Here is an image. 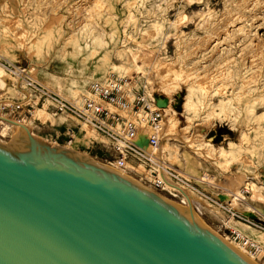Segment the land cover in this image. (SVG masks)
<instances>
[{
    "label": "rangeland",
    "instance_id": "obj_1",
    "mask_svg": "<svg viewBox=\"0 0 264 264\" xmlns=\"http://www.w3.org/2000/svg\"><path fill=\"white\" fill-rule=\"evenodd\" d=\"M130 53L150 62L137 68ZM0 56L71 98L110 73L133 79L156 100L165 98L160 82L171 80L175 127L170 138L163 133L159 152L196 196L202 226L226 233L217 222L224 214L207 196L264 216V0H0ZM0 79L3 89L10 87L3 71ZM23 121L52 146L102 165L114 162L105 139L45 106ZM11 136L8 130L0 144ZM131 167L125 175L149 186L146 168ZM244 187V202L229 203ZM253 234L264 241V234Z\"/></svg>",
    "mask_w": 264,
    "mask_h": 264
},
{
    "label": "water",
    "instance_id": "obj_2",
    "mask_svg": "<svg viewBox=\"0 0 264 264\" xmlns=\"http://www.w3.org/2000/svg\"><path fill=\"white\" fill-rule=\"evenodd\" d=\"M16 126L18 135L0 144V264H252L190 205L181 211Z\"/></svg>",
    "mask_w": 264,
    "mask_h": 264
},
{
    "label": "built area",
    "instance_id": "obj_3",
    "mask_svg": "<svg viewBox=\"0 0 264 264\" xmlns=\"http://www.w3.org/2000/svg\"><path fill=\"white\" fill-rule=\"evenodd\" d=\"M0 69L8 76L11 90L14 89L12 94L10 87L1 89L5 96L0 97V126L13 118L23 120L32 115L35 107L45 106L52 115L68 117L88 128L93 135L105 139L116 155L113 164L121 171L131 172V165L135 164L145 167L149 177L147 182L153 190L165 192L163 169L172 180L185 182L157 155L163 139L164 108L156 106L153 95H147L133 79L110 73L90 81L84 94L71 98L49 89L29 70L1 56ZM67 134L68 144L73 143V131L68 129ZM139 136L144 137L146 145H139ZM210 179L214 180V177ZM207 184L220 190L213 182ZM244 193L245 187L241 190V194ZM207 200L224 214V220L220 222V228L226 231L223 237L243 249L253 261L264 264V241L251 233L264 234V216L254 208L248 215L213 197L207 196ZM238 202H244V196ZM194 209L200 213L198 207ZM231 223H241L251 231L243 233Z\"/></svg>",
    "mask_w": 264,
    "mask_h": 264
},
{
    "label": "bare ground",
    "instance_id": "obj_4",
    "mask_svg": "<svg viewBox=\"0 0 264 264\" xmlns=\"http://www.w3.org/2000/svg\"><path fill=\"white\" fill-rule=\"evenodd\" d=\"M133 18V15L132 13L128 15V19H131ZM226 23V22H225ZM221 30V29H220ZM225 30V29H224ZM144 56V55H143ZM129 59L131 60V62L138 68L139 65L138 63L141 62L142 64H146V61L149 59H145V57H142L141 54H137V53H130L129 55ZM147 61V62H148ZM150 62V61H149ZM171 67V65H170ZM168 67L167 69H165V73H169L171 68ZM160 70V69H159ZM0 71L2 72V70L0 69ZM140 71V69H139ZM162 72V71H161ZM171 74V73H170ZM169 74V75H170ZM168 75V76H169ZM171 78V76H170ZM200 82V81H199ZM161 83V84H160ZM159 84V89L161 90L162 94L165 95V98H162V97H159V99L157 100L158 101V104H160L161 106L164 107V111H165V120L163 121V133H165V137L167 138H170L172 136V131L175 127L174 123L172 122L174 116H175V111L174 109L172 108V101H173V97L172 95L168 92L170 91V89H172L171 87L173 86V82L171 80H164L162 82H160ZM3 80L0 79V88L3 89ZM200 85V84H199ZM147 95H151V93H147ZM185 107L186 106H191V104L188 102H186L185 104ZM40 113H43V111L39 110ZM11 122H14L16 124H20V125H23V126H27L29 129H30V133L31 135L33 136H36L38 137L37 135L34 134L33 130H32V127L29 125V123H26L25 121L23 120H16V118H13V120H10ZM11 122H8V120L4 121V123L1 124L0 126V136H4L6 134V132L8 130H11L12 133H13V137L14 136H17L18 135V128L16 126V124H13ZM146 134V132L144 133V135ZM175 135V134H174ZM86 136V135H85ZM12 137V136H11ZM40 138V137H39ZM42 139V138H41ZM172 139V138H171ZM44 140V139H43ZM47 141V140H46ZM144 141V137L143 136H139L138 137V142L139 143H143ZM6 142V141H5ZM0 143H1V139H0ZM63 147V146H62ZM161 148V146L159 147V149ZM165 148H167V145H165ZM70 149V147L68 148ZM220 150V149H219ZM74 151V150H73ZM161 154H163V152H157V155L163 160V155L161 156ZM83 155V154H81ZM84 157H86L85 155H83ZM88 158V157H86ZM90 159V158H88ZM97 163V162H96ZM165 163V162H164ZM99 164V163H97ZM166 165H168L167 163H165ZM165 164L162 165L165 166ZM99 165H102V164H99ZM103 167L109 169V170H112V171H115V172H118L120 173L122 176L128 178L131 180V177L129 178V176H126L125 173L123 171H121L119 168L116 167V165H113V164H109V165H102ZM162 174L165 179H166V186L165 187V192L168 194V196H170L171 198L174 199V195L180 200L179 203L178 202H174L173 200H169L167 198H165V196H163L162 194H160L163 198H165L169 203H171L172 205L176 206L179 210L181 211H184V212H187V209L189 207V205L192 207L193 209V214H192V217H194L199 223L200 220H199V217L197 216L198 212L197 210L194 209V207H198L197 202L198 200L196 199V196L193 194V192L191 190H189L185 185H183L181 182H178V181H175V180H172L165 172V170L163 169L162 170ZM143 187H145L146 189L150 190V191H154L153 189H151V187L149 186H145L143 185L142 183H140L139 181L137 180H131ZM232 185V184H231ZM228 191V190H227ZM156 192V191H154ZM230 192V191H229ZM232 193V192H231ZM227 194V193H226ZM241 191H238L236 193H232L230 194V200L228 201L229 203L232 202V201H236L238 202V199H241L243 196L241 194ZM232 204V203H231ZM199 209V207H198ZM197 214H196V213ZM251 213H248V215H250ZM222 239H224V241H226L235 251H237L242 257H244L245 259H247L249 262H251L252 264H258L257 262L253 261L251 258H249L248 256L245 255V252L243 249H241L240 247H238L237 245L233 244V243H230L226 238H224L222 236Z\"/></svg>",
    "mask_w": 264,
    "mask_h": 264
},
{
    "label": "crops",
    "instance_id": "obj_5",
    "mask_svg": "<svg viewBox=\"0 0 264 264\" xmlns=\"http://www.w3.org/2000/svg\"><path fill=\"white\" fill-rule=\"evenodd\" d=\"M217 222H221V220L219 219ZM231 226H233V227H235V228H237L238 230H240V231H242L243 233H249L251 230H249V229H247L246 227H245V225H243V224H241V223H231L230 224ZM251 233H253V231H251Z\"/></svg>",
    "mask_w": 264,
    "mask_h": 264
}]
</instances>
